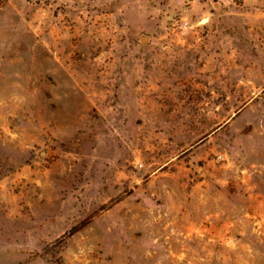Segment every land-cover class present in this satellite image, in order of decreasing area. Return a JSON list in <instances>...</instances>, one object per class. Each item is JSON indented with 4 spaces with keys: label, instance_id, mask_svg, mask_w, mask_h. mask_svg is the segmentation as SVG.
<instances>
[{
    "label": "rangeland",
    "instance_id": "obj_1",
    "mask_svg": "<svg viewBox=\"0 0 264 264\" xmlns=\"http://www.w3.org/2000/svg\"><path fill=\"white\" fill-rule=\"evenodd\" d=\"M0 264H264V0H0Z\"/></svg>",
    "mask_w": 264,
    "mask_h": 264
}]
</instances>
